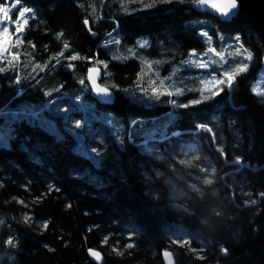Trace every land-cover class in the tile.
<instances>
[{
  "label": "trees",
  "instance_id": "16d2710c",
  "mask_svg": "<svg viewBox=\"0 0 264 264\" xmlns=\"http://www.w3.org/2000/svg\"><path fill=\"white\" fill-rule=\"evenodd\" d=\"M21 1L36 12L24 36L27 57L32 58L28 61L24 54L21 75L26 77L21 80L17 67L0 72V111L26 97L38 103L64 101L66 76L83 78L94 61H72L75 68L70 70L65 66L68 61L53 60L36 75L32 69L36 62L48 63L67 42L71 48L65 56L79 53L107 63L103 80L117 97L110 106L94 102L118 114L127 134L122 144L110 137L101 163L95 164L75 149L70 131L48 130L28 119L34 118L28 113L6 124L11 136L9 144H0V264H98L89 248L103 253L102 264H165V249L173 251L177 264H264V197L259 195L264 193V98L252 92L264 66V0H238L236 15L227 21L197 11L190 0L131 14H125L116 0ZM202 19L211 34H223L231 43L240 41L252 53L248 71L237 76L232 89L199 105L177 108L174 114L159 101L154 107L137 102L138 85L144 88L149 83L142 60L113 59L121 55L103 40L117 32L125 47L148 37L146 56L158 55L162 44L185 56L208 47L196 23ZM58 33L64 34L61 39ZM0 116L5 121L6 115ZM141 123L132 134L136 142L148 141H130L129 127L135 130ZM203 124L215 139L199 127ZM146 128L155 131L143 137ZM176 130L181 132L170 135ZM187 148L215 167L212 184L203 183L206 174L200 168L179 163ZM236 157L247 165L234 163ZM49 187L60 191L44 196ZM26 214L30 223L23 221ZM45 221L47 230L41 227ZM130 233H135L131 241ZM105 236L108 244H102ZM9 238L17 242L15 247L5 243ZM175 240L191 241L198 252L178 247ZM130 242L135 247L126 249ZM112 246L124 255H117Z\"/></svg>",
  "mask_w": 264,
  "mask_h": 264
},
{
  "label": "rangeland",
  "instance_id": "374dc122",
  "mask_svg": "<svg viewBox=\"0 0 264 264\" xmlns=\"http://www.w3.org/2000/svg\"><path fill=\"white\" fill-rule=\"evenodd\" d=\"M12 2L13 0H6L1 4H4L5 6H9ZM116 2H118V5L121 8V0H116ZM21 5L23 7H28L22 1H21ZM129 7L139 8V5H129ZM34 13L36 16L35 10ZM10 15H12L13 19L16 18L15 11L10 13ZM30 19L31 18H29V20ZM196 23H198L200 27L199 34L203 35V33L205 32L208 33V36L206 37L208 40V47L203 51L195 50L196 53L198 54V57L196 58L190 55V53L193 50L189 51V53L185 56H179L177 55V53L176 54L173 53L174 51L171 52L172 49L166 47L164 44H162L160 50L161 52L158 55H155L154 57H151L149 55L146 56L145 53L143 52L151 46L148 37L138 38L136 44L134 45L128 44L125 47H122L123 45L120 44V42L118 44L113 43V41H118L117 38L119 37L117 32L112 33L106 39L103 40L105 43L106 41L107 42L110 41V43L112 44L111 46H114L116 52L122 57H138L142 60L143 66L145 68L144 70L146 72V73L144 72V74L149 75V83L145 85L144 88L150 89L151 80H156L157 83H159L160 79H164L165 85L171 87L173 91L175 90V87H182L185 89L184 95L176 96V97L168 96L169 98L166 102L164 101L162 102L160 100L162 99L163 96L157 99V98H153L150 95V92L145 93L143 91H140L139 93L141 95L138 98H135L137 102L144 103L145 105L150 107H154L157 105L155 104V101H159V104L161 105L164 104L170 106L172 109L171 114H174V110L180 107H176L171 103H169L171 99H176L178 103H187L192 99L198 98L200 96V92L197 90L203 87L201 83L202 81L210 80L212 75H220L224 71H231L232 68L236 66V63L243 59V57L241 56L231 55L233 50L236 49L237 47H240L241 45L243 46L241 49L242 51L243 49H246L245 46L240 41L235 40L233 43H231L229 42V40H227L224 37L223 34L222 35L220 34L219 36L211 34L208 28L206 27V19L198 20ZM26 27H25V31H26ZM25 31L22 33L21 36L24 43L20 46L13 47L11 49L13 53L18 52L20 55L19 62L15 64V67H17V74L19 76L22 74L23 68L26 67V64L23 66V62H22L24 61L23 60L24 54L26 55V60L30 61V59L32 58V56H30V58L27 57L29 56V51H28V45L24 37ZM209 37L211 39H209ZM143 40L149 41L148 47H139V42ZM105 43H102V45L105 46ZM209 48H215L217 51L224 52L227 63L221 62L220 58L216 57L214 54L205 55L206 53H208ZM194 59L208 60L210 63V67L208 69L198 68L194 64L190 63ZM96 60L102 61L100 59H96ZM145 61L148 62L163 61V62L158 64L153 63V69H149L145 64ZM5 63L6 62H0V67H4ZM36 63L43 65L41 62H36ZM248 63L250 65V61H248ZM92 65H95V63L93 62ZM99 66H103V65H99ZM15 67H9L8 69L11 68L13 70V68ZM70 70H74V68ZM33 73L35 75L37 74V72H33ZM86 73L87 71L85 72V76L83 78L81 75L80 79H77L76 76H68V75L66 76L65 82H68L69 85L67 86V88H65V90H63L64 93L61 99H64V101H66L67 103L61 101L60 104L58 100L46 101L45 103L42 102L38 103L36 101L30 100L29 97H26L18 101L14 106H9L4 110H1L0 115L4 116L5 114L6 119L5 121H3L4 119H1L0 116V144L10 143L11 135H9V130L11 128L10 127L7 128L6 124L13 123L14 121H16L15 119L17 117L21 118L24 114L28 113L33 115V117L35 118L34 119L28 116V119H32L34 123H38L46 127L48 130H51L53 132L54 131L60 132L61 134L65 132V130L70 131L74 135V138L76 140V144H74L75 149L83 153L84 155L88 156L89 158H91L95 164H100L102 160L101 154L106 150V147L108 145V139L112 137L113 140L122 144L124 140V136H126L127 133H126L124 120H121L120 119L121 117L118 114H116L110 108L105 106H99L94 102L95 99L90 95L89 83L85 79ZM22 76L26 77V75H21L20 80ZM170 76L172 77L171 80L166 79L167 77ZM82 79H85V84L80 83V80ZM103 83L109 86L108 81L103 80ZM257 84H259L261 87H264V66L261 69L258 78L254 83V85ZM1 85L2 84L0 82V89H1ZM208 87H212V86L208 85ZM142 88L143 87H141V85H138L137 90L139 89L141 90ZM205 94L207 95L209 93H205ZM147 118H148L147 116L143 117L142 122H145ZM77 121L82 122V127L80 128L75 127ZM132 126L129 127L127 137L130 139V141L136 142L135 137L132 133H136L138 128H142V123L139 124V126L136 127L135 130L131 128ZM157 127L158 126L155 125L154 129H156ZM154 129L146 128L145 131L141 133V136L143 137L149 136L150 133L155 131ZM146 141L148 140L142 142H146ZM142 142H136V143H142ZM92 149H96L97 151L93 152ZM195 155H198L200 157L199 153L196 150H194V148H187L183 151L181 160L190 159ZM239 164L240 167H243L246 163L241 160V163ZM191 167H196L198 169L208 168L209 172H211V168H213L214 166L211 163L208 166V162L200 157L199 160L194 161V164ZM202 174L205 173L202 172ZM214 174L215 173L211 174V176ZM227 174H224L223 177H226L225 175ZM232 190H233V198H234L235 189L232 188ZM242 193L244 196H247L246 190L242 191ZM256 202L257 201H255V203ZM255 203H247V205L248 204L255 205Z\"/></svg>",
  "mask_w": 264,
  "mask_h": 264
},
{
  "label": "snow or ice",
  "instance_id": "6c2138e0",
  "mask_svg": "<svg viewBox=\"0 0 264 264\" xmlns=\"http://www.w3.org/2000/svg\"><path fill=\"white\" fill-rule=\"evenodd\" d=\"M180 3H184L185 0H179ZM191 3L202 6V7H208L216 12H218L222 16H229L234 10H236L239 7L238 0H190ZM173 3V0H121V8L122 11L125 14H131L132 12L141 10V9H151L156 7L159 4H171ZM129 5H139V8L137 7H129ZM15 11L16 18L13 19L12 13ZM35 13L34 10L28 7H23L21 5V0H13V2L9 6H5L4 4H0V62H6L4 67H0V72L8 70L9 67H15V64L19 62L20 55L18 52L13 53L11 49L13 47L20 46L24 43L21 36L22 33L25 31V27L29 23V18H34ZM84 24L88 27L89 31L91 32V25L89 24V21L87 19L84 20ZM115 30V29H114ZM63 33L57 34V39H61L63 37ZM203 36L207 37L208 33H203ZM209 39H211L209 37ZM239 40V37L236 38ZM30 43V42H29ZM113 43H119V41H113ZM33 48H35V45H31ZM149 41L143 40L139 42V47H148ZM242 45L240 47H237L233 50L231 55L233 56H241L243 57L242 60L236 63V66L232 68L231 71H224L220 75H212L210 80H204L202 81L203 87L201 89H198L197 91L200 92V96L196 99H192L188 101L187 103H178L176 99H171L169 103L176 107L180 108H188L193 105H199L201 103H204L207 100L213 99L215 96L220 95L224 91L225 88L232 89L234 87V84L236 82L237 76L245 73L249 69V63L248 61H251L253 59V55L251 52H249L247 49H242ZM71 48L70 44L67 42L63 43V50L59 53H57L55 56L51 57L49 62L40 65L39 63H36L33 65V72H42L49 68V66L52 64V61L54 60L56 64L61 63V60L68 61V63L65 65L69 69L75 68V64L71 63L72 61H77L80 59H88L90 61H94L95 66L90 68L88 70V75L86 76V80L90 83L92 91H94L97 95L110 98L112 94V89L107 86H101L99 83H97L100 69L99 65H103L105 69H107V63L104 61H98L95 60V58L91 57H81L79 53H73L71 55L65 56V51H69ZM208 54H214L216 57L220 58V61L223 63H227V60L225 58V53L217 51L215 48H209ZM190 55L194 58L198 57V54L195 50H193ZM128 57H122V56H116L113 57V59L122 60L127 59ZM163 61H156V62H148L145 61V64L149 69H153V63H162ZM215 62V61H213ZM190 63L194 64L196 67L201 69H208L210 67V63L208 60L204 59H194ZM142 75L138 77V79L142 78ZM85 79L80 80L81 84H85ZM166 79L171 80L172 77H167ZM16 83H19V78L16 79ZM208 85H211L212 87H208ZM115 87V86H112ZM141 91L145 93H149L153 98H159L161 96H170V97H176V96H182L184 95L185 89L182 87H175V90L173 91L171 87L165 85L164 79H160L159 83H157L156 80L150 81V89L149 88H142ZM252 92L255 93L257 96H260L264 98V87H261L259 84L254 85L252 87ZM209 93V94H205ZM47 95H51V93H47ZM75 127L80 128L82 127V122L77 121ZM200 128H205L209 133H212V129L208 128L205 125H200ZM213 139H215V133H212ZM93 152H96V149H92ZM220 152L222 155H226L223 152V149H220ZM200 157L198 155H195L191 157L190 159H184L179 161V163L186 165V166H193L194 161L199 160ZM242 158L236 157L235 163L239 164L241 163ZM200 171L205 173V178L203 180V183L206 185H210L213 183V180L211 178V174L215 173L216 169L213 167L211 168V172H209L208 168H200ZM53 190L60 191V189L53 187H49L48 193H44L43 195L46 196ZM261 197H264V193L259 194ZM43 196L37 197V201L42 199ZM19 203L24 204V201H19ZM245 203H255V201H245ZM66 207L71 208L72 205L68 204ZM219 215V213H217ZM31 216L25 215L23 217L24 223H30L31 222ZM3 221L0 220V224H2ZM42 229L47 230L49 227V222L45 221L41 225ZM91 231V229H89ZM135 233L129 234V240L131 241ZM6 244L11 245L13 247L16 246L17 242H15L12 238H9L6 242ZM109 243V237L105 236L102 240V244H108ZM172 243L176 244L178 247L181 248H188L189 251H192L194 253H197L198 250L195 248H191V241L189 240H175L172 241ZM126 249H132L135 247L134 242H130L124 246ZM89 256H91L96 262H100L102 264L103 262V255L100 251L97 249L89 248L88 250ZM112 251L115 252L117 255H124V252L115 247L112 246ZM221 251L225 254H227L228 249L222 248ZM163 256L166 258L168 264H175L173 260V254L169 251H164ZM199 259L203 260L205 257L203 255H199Z\"/></svg>",
  "mask_w": 264,
  "mask_h": 264
},
{
  "label": "water",
  "instance_id": "95a60500",
  "mask_svg": "<svg viewBox=\"0 0 264 264\" xmlns=\"http://www.w3.org/2000/svg\"><path fill=\"white\" fill-rule=\"evenodd\" d=\"M238 4H239V2H238ZM191 6H192L193 8H195V9H196L197 11H199V12H206V13H208V14H210V15H213V16H215V17H218L219 19L224 20V21H227V20L232 19V18L236 15L237 10H238V8H237V9L234 10L229 16L225 17V16L220 15L218 12H216V11H214V10L208 8V7L197 6V5L193 4V3H191ZM93 66H95V65H91V66H89L88 70H89L90 68H92ZM99 69H100V74H99V77H98L97 83H99L101 86H107V87H110V86H108V85H106V84L103 83L104 68H103L102 66H99ZM88 70H87L86 76L88 75ZM87 82H88V81H87ZM88 83H89V82H88ZM89 86H90V95H91V96H92V97H93L98 103L103 104V105H109V106H110V105H112V104L115 102V99H116V97H117V94H116L115 90H113L111 87H110V88L112 89L111 97H110V98H105V97H102V96L97 95L94 91H92V88H91L90 83H89ZM93 249H95V248H93ZM97 250H98V249H97ZM98 251H100V250H98ZM164 251H169V252H171V253L173 254V260H174L175 264H177V261H176V258H175V255H174L173 251H172L171 249H165ZM164 251H163V252H164ZM100 252H101V251H100ZM101 253H102V252H101ZM102 255H103V253H102ZM103 257H104V255H103ZM91 259L94 260L92 257H91ZM163 259H164V263H165V264H168V262H167V260H166V258H165L164 256H163ZM94 261H95V260H94ZM104 261H105V257H104L102 263H104ZM95 262H96V261H95ZM97 263L100 264V262H97Z\"/></svg>",
  "mask_w": 264,
  "mask_h": 264
},
{
  "label": "bare ground",
  "instance_id": "6f19581e",
  "mask_svg": "<svg viewBox=\"0 0 264 264\" xmlns=\"http://www.w3.org/2000/svg\"><path fill=\"white\" fill-rule=\"evenodd\" d=\"M172 65V64H171ZM175 65V64H174Z\"/></svg>",
  "mask_w": 264,
  "mask_h": 264
}]
</instances>
